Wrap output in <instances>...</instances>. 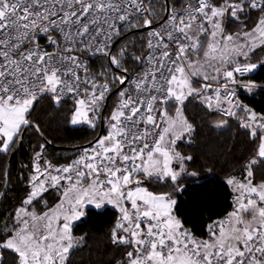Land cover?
I'll use <instances>...</instances> for the list:
<instances>
[{"label": "snow or ice", "instance_id": "snow-or-ice-1", "mask_svg": "<svg viewBox=\"0 0 264 264\" xmlns=\"http://www.w3.org/2000/svg\"><path fill=\"white\" fill-rule=\"evenodd\" d=\"M233 23L243 30L229 31ZM143 28L139 53L117 46ZM258 49L264 0H187L180 10L168 0H0V154L27 130L39 132L30 113L41 99H70V123L96 128L104 102L114 90L117 97L107 134L78 158L56 165L43 144L34 152L25 195L0 225V264H70L74 221L106 204L119 213L112 242L127 249L118 264H264V179L256 181L254 167L264 165V113L237 96L258 87L248 77L264 68ZM89 53L106 59L104 71L89 74ZM128 61L138 65L131 75ZM189 98L207 111L242 114L255 143L244 177L226 180L232 210L207 225L206 237L177 215L174 198L183 177L198 175L177 150L193 131Z\"/></svg>", "mask_w": 264, "mask_h": 264}, {"label": "trees", "instance_id": "trees-1", "mask_svg": "<svg viewBox=\"0 0 264 264\" xmlns=\"http://www.w3.org/2000/svg\"><path fill=\"white\" fill-rule=\"evenodd\" d=\"M184 1L187 0H168V3L179 7ZM153 2L163 4V0ZM157 11L160 14L155 17L156 24L164 17L163 12L159 9ZM229 26L233 29L239 28L236 23ZM146 31L133 29L126 32L117 41V46L139 53L146 42ZM257 51L264 58V52L259 49ZM253 62L260 61L254 59ZM127 63L130 75L138 65L135 61ZM106 67V59L99 56L92 61L90 70L97 73L104 71ZM252 79L261 88L251 95L240 96V103L257 113H264V68L255 70ZM114 95L110 97L104 110L101 135L104 133V122L113 107ZM72 110V105L66 101L56 106L48 99H41L35 104L30 117L34 124L39 125V132L34 128L27 130L22 142L13 151L5 195L0 202V225L24 197L33 155L41 144L44 145V158L50 159L52 164H66L80 149L94 142L99 132L100 119L96 128L72 125ZM185 114L193 125V131L177 142V150L192 157L191 161L186 162V166L190 172L195 171L198 175L183 177V189L174 193L177 200L176 212L197 236L204 237L208 224L221 219L232 210L233 194L226 179L233 176L239 179L244 177L245 166L255 153V143L249 138L247 130L240 127L242 114L226 119L215 112L207 111L198 99L192 98L186 101ZM221 121L226 123L217 126ZM11 153L7 156L0 154V193L5 187L3 173ZM254 167L255 178L259 182L264 179V165ZM151 187L167 190L155 184ZM54 199L49 196L50 201ZM118 215L115 208L107 205L101 209H85V215L73 226L75 245L70 254V264H118L125 261L127 249L114 244L111 239Z\"/></svg>", "mask_w": 264, "mask_h": 264}, {"label": "built area", "instance_id": "built-area-1", "mask_svg": "<svg viewBox=\"0 0 264 264\" xmlns=\"http://www.w3.org/2000/svg\"><path fill=\"white\" fill-rule=\"evenodd\" d=\"M187 1H184L179 7H177V10H180V7H182L185 3H186ZM164 18V17H163ZM163 22V19H162V21L161 22H159V23H154L153 24V27H159V25L161 24ZM143 29H146L147 31H146V34H147V32L149 31V29H147V28H143ZM146 39H147V37H146ZM99 56H101V55H99V54H96V55H92L91 53H89L88 55H85L84 57H83V61H84V63L87 65V67H88V69H89V74L90 75H93V74H97V73H100V72H97V73H94V72H92L91 70H90V65H91V63H92V61L94 60V59H96L97 57H99ZM137 69H135L134 70V72L136 71ZM133 72V73H134ZM255 72V71H254ZM254 72H252V73H250V74H248V77H250L251 79H252V76L254 75ZM132 74V73H131ZM130 74V75H131ZM248 77H246V78H248ZM253 80V79H252ZM254 81V80H253ZM255 82V81H254ZM257 85H258V87H256V88H254V89H252L250 92L249 91H247V90H240V91H238V93H237V96H238V98H240V96H242V95H251L253 92H255L257 89H259V88H261V86L257 83V82H255ZM213 85H215V82H213ZM116 99H117V97H116V95H114V97H113V105L115 104V102H116ZM64 101H66V102H68V103H70L71 105H72V109H73V103L71 102V100L70 99H65ZM239 101H240V99H239ZM212 112H215V113H217L218 115H220L221 117H223V118H226V119H229V118H233L234 116H227V115H224L222 112H220V111H212ZM241 119H243V116L241 117ZM241 119H240V121H241ZM104 132H105V130H104ZM103 135H104V133H103ZM89 147H91V145L90 146H87V147H84V148H89ZM84 148H82V149H80L77 153H76V155L74 156V158L73 159H76V158H78L80 155H82L83 154V149ZM72 159V160H73ZM71 160V161H72ZM70 161V162H71ZM69 163V162H68ZM67 164V163H66ZM56 165H64V164H56ZM225 217V216H224ZM223 218V217H222ZM221 218V219H222ZM206 235H207V233H206ZM206 235L204 236V237H206Z\"/></svg>", "mask_w": 264, "mask_h": 264}, {"label": "water", "instance_id": "water-1", "mask_svg": "<svg viewBox=\"0 0 264 264\" xmlns=\"http://www.w3.org/2000/svg\"><path fill=\"white\" fill-rule=\"evenodd\" d=\"M115 91L116 90H114L113 91V93L112 94H110L109 95V97H108V99L104 102V107H103V109H102V111H101V116H100V124H99V132H98V135H97V137L95 138V140L96 139H98L99 137H100V135H101V132H102V129H103V120H104V110H105V107H106V105H107V103H108V100L110 99V97L113 95V94H115ZM56 106H58V105H56ZM23 140V139H22ZM94 140V141H95ZM22 142V141H21ZM20 142V143H21ZM19 143V144H20ZM93 142H91V144H92ZM18 144V145H19ZM13 154H14V152H12L11 153V155H10V157H9V159H8V162H7V165H6V169H5V171H7V174H8V169H9V165H10V161H11V158H12V156H13ZM6 187H7V181L5 182V187H4V190L2 191V193H5V189H6ZM3 197H4V195L2 196V197H0V202H1V200L3 199Z\"/></svg>", "mask_w": 264, "mask_h": 264}, {"label": "rangeland", "instance_id": "rangeland-1", "mask_svg": "<svg viewBox=\"0 0 264 264\" xmlns=\"http://www.w3.org/2000/svg\"><path fill=\"white\" fill-rule=\"evenodd\" d=\"M228 30H229V31H237V30L242 31L243 29H242V28L233 29V28H230V26L228 25ZM254 63H256V62H254ZM197 79H199V78H194V86H199L198 83H195V81H196ZM209 82H210V83H213V82H215V81H209ZM199 83H204V81L200 80ZM78 125L89 126V125H87V124H83V123L78 124ZM89 127H91V126H89ZM104 130H105V132H104V135H105V134H107V131H108V127H107V118H106V120H105V122H104ZM106 205H107V204H106ZM106 205H104V206H106ZM104 206H102V208H103ZM108 206H111V205H108ZM87 207H94V208H95L94 205H89V206H87ZM87 207H86V208H87ZM100 209H101V208H100ZM82 217H83V216H82ZM82 217H81V218H82ZM78 221H79V220L74 221V224H75L76 222H78Z\"/></svg>", "mask_w": 264, "mask_h": 264}, {"label": "crops", "instance_id": "crops-1", "mask_svg": "<svg viewBox=\"0 0 264 264\" xmlns=\"http://www.w3.org/2000/svg\"><path fill=\"white\" fill-rule=\"evenodd\" d=\"M227 179H228V178H227ZM227 179H226V180H227ZM238 179H239V178H238ZM229 188H230V187H229ZM230 190H231V189H230ZM231 192H232V191H231ZM232 194H233V193H232ZM107 206H108V205H107Z\"/></svg>", "mask_w": 264, "mask_h": 264}]
</instances>
